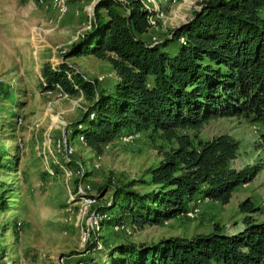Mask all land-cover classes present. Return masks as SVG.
<instances>
[{"label":"trees","instance_id":"trees-1","mask_svg":"<svg viewBox=\"0 0 264 264\" xmlns=\"http://www.w3.org/2000/svg\"><path fill=\"white\" fill-rule=\"evenodd\" d=\"M199 6L187 21L149 40L152 13L140 0H97L88 30L66 55L108 63L115 77L110 87L97 88L64 63L44 62L39 69L43 91L58 87L88 102L73 129L92 153L101 154L123 130H149L167 144L156 147L158 160L147 171L151 190L133 191L132 182L114 187L109 204L97 207L110 226L160 224L198 193L225 204L260 170L233 166L238 141L230 135L201 139L196 132L218 117L264 123V0H202ZM238 208L255 212L248 199ZM242 221L232 234L120 242L106 264H264V221Z\"/></svg>","mask_w":264,"mask_h":264},{"label":"rangeland","instance_id":"rangeland-1","mask_svg":"<svg viewBox=\"0 0 264 264\" xmlns=\"http://www.w3.org/2000/svg\"><path fill=\"white\" fill-rule=\"evenodd\" d=\"M94 1L68 0L67 11L59 17L50 0H0V264H71L78 259L91 264L89 258L106 264L108 251L121 241L153 243L214 231L232 234L242 228L245 217L264 221V123L230 116L210 119L196 132L201 139L230 135L238 141L233 166H260L249 182L234 188L227 203L198 193L183 212L160 224L141 229L128 224L125 233L106 224L105 214L99 230L90 229L91 212L109 204L114 187L132 182L133 191L152 189L147 171L158 160L156 147L167 146L149 130H123L96 155L73 129L88 104L82 94L59 97L57 90L41 89L39 69L44 62L52 67L64 63L97 88L114 82L108 63L66 55L71 43L88 30ZM201 1L158 0L146 37L157 40L184 23ZM62 140L73 151L69 160L62 146L57 151L56 143ZM63 168L71 172L69 177ZM79 187H87L93 198L89 207L83 208ZM244 199L255 212L239 210Z\"/></svg>","mask_w":264,"mask_h":264},{"label":"built area","instance_id":"built-area-1","mask_svg":"<svg viewBox=\"0 0 264 264\" xmlns=\"http://www.w3.org/2000/svg\"><path fill=\"white\" fill-rule=\"evenodd\" d=\"M39 1L42 2V0H39ZM140 1H141L142 5L146 9H148L149 11H153L152 8L154 6H156L158 0H140ZM50 4L55 9V11L57 12V14L60 17L61 15H63L67 11L68 0H50ZM148 6H151V7H148ZM149 22L152 23L151 22V16L149 17ZM67 77L69 78V75H67ZM55 90L58 91L57 95L59 97H66V94L63 93L58 87H56ZM79 138H80V140H82L81 137H79ZM63 140H62V142L57 141V143H56L57 151H59L60 146H62V149L60 151L62 152L64 158L66 160H69V156H70V154H72L73 151H72V149L69 146H65L64 145ZM58 166H60V165L58 164ZM63 171L65 172V176L66 177H69L71 175V172L70 171H65L64 168H63ZM86 190H87V187H85V188H80L79 187L78 188V192L82 196L81 197V202H82L83 208L89 207L90 204L93 202V198H91V197H89V195H87ZM104 216L105 215L103 213H100L97 210H93L91 212L90 221H89V224H88L90 229L99 230L100 227H98V223H100L102 221V218ZM112 229L113 230H118V231H123V232L127 233L128 230H129V225H128V223L121 221L119 223L113 224L112 225ZM62 264H67V263H62ZM71 264H87V263L83 259H78V260L74 261Z\"/></svg>","mask_w":264,"mask_h":264},{"label":"water","instance_id":"water-1","mask_svg":"<svg viewBox=\"0 0 264 264\" xmlns=\"http://www.w3.org/2000/svg\"><path fill=\"white\" fill-rule=\"evenodd\" d=\"M96 2H97V0H95V1L92 3V5L95 4Z\"/></svg>","mask_w":264,"mask_h":264},{"label":"crops","instance_id":"crops-1","mask_svg":"<svg viewBox=\"0 0 264 264\" xmlns=\"http://www.w3.org/2000/svg\"><path fill=\"white\" fill-rule=\"evenodd\" d=\"M119 240H121V238H119ZM121 242H123V241H121Z\"/></svg>","mask_w":264,"mask_h":264}]
</instances>
